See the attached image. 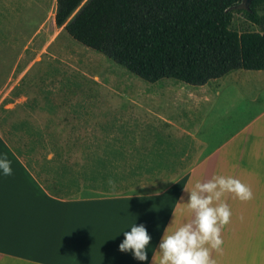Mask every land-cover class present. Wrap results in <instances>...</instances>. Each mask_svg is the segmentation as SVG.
<instances>
[{
	"label": "crops",
	"instance_id": "1",
	"mask_svg": "<svg viewBox=\"0 0 264 264\" xmlns=\"http://www.w3.org/2000/svg\"><path fill=\"white\" fill-rule=\"evenodd\" d=\"M26 1L16 16L34 31L33 18L44 15L50 0ZM20 39L1 44L0 105L2 82L18 81L20 65L34 61L33 52L25 53L32 40ZM165 85L162 93L181 102L180 116L161 120L157 131L163 137L150 154L156 161H186L183 168L154 167L144 172V181L118 187L74 182L56 191L50 172L35 169L27 155L0 152L13 170L11 176L0 170V264H159L163 235L194 218L187 191L214 175L239 179L253 198H223L231 218L212 260L264 264V71L237 70L198 87L175 80ZM140 224L152 238L146 261L118 250L124 233Z\"/></svg>",
	"mask_w": 264,
	"mask_h": 264
},
{
	"label": "rangeland",
	"instance_id": "2",
	"mask_svg": "<svg viewBox=\"0 0 264 264\" xmlns=\"http://www.w3.org/2000/svg\"><path fill=\"white\" fill-rule=\"evenodd\" d=\"M26 4L0 0V48L19 36L34 45L25 50L33 52L34 61L19 67L24 75L2 82L0 152L27 155L35 169L50 172L56 191L74 182L98 187L138 183L146 178L144 172L174 163L150 154L163 137L157 131L161 120L180 116L181 102L161 91L172 80L145 82L73 40L54 24L55 0L43 16L33 18L34 31L22 26L24 17L16 15ZM38 24L44 26L40 32ZM232 28L253 29L241 13L234 15Z\"/></svg>",
	"mask_w": 264,
	"mask_h": 264
},
{
	"label": "trees",
	"instance_id": "3",
	"mask_svg": "<svg viewBox=\"0 0 264 264\" xmlns=\"http://www.w3.org/2000/svg\"><path fill=\"white\" fill-rule=\"evenodd\" d=\"M56 0L54 24L148 83L264 71V0ZM241 13L253 27L232 28Z\"/></svg>",
	"mask_w": 264,
	"mask_h": 264
},
{
	"label": "clouds",
	"instance_id": "4",
	"mask_svg": "<svg viewBox=\"0 0 264 264\" xmlns=\"http://www.w3.org/2000/svg\"><path fill=\"white\" fill-rule=\"evenodd\" d=\"M11 165L6 154L0 155V170L3 175L13 174ZM187 192L189 195L186 206L194 214V218L171 234L163 235L158 246L159 264H215L211 258V250H221V232L231 218V209L223 198L229 193L241 201L253 198L251 189L239 179L222 175H214L206 182L197 181L191 191ZM151 239L143 224L133 225L130 231L124 233L118 250L123 253L130 251L134 259L146 261V249Z\"/></svg>",
	"mask_w": 264,
	"mask_h": 264
},
{
	"label": "water",
	"instance_id": "5",
	"mask_svg": "<svg viewBox=\"0 0 264 264\" xmlns=\"http://www.w3.org/2000/svg\"><path fill=\"white\" fill-rule=\"evenodd\" d=\"M250 0H242L240 5L235 6L234 8H241V7H246L248 5Z\"/></svg>",
	"mask_w": 264,
	"mask_h": 264
}]
</instances>
